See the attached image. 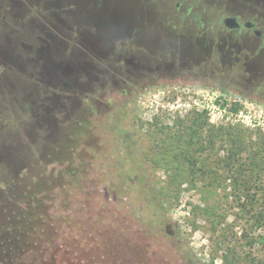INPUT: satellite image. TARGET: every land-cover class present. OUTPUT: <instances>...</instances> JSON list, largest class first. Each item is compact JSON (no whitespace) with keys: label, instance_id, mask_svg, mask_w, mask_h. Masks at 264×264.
Returning <instances> with one entry per match:
<instances>
[{"label":"rangeland","instance_id":"rangeland-1","mask_svg":"<svg viewBox=\"0 0 264 264\" xmlns=\"http://www.w3.org/2000/svg\"><path fill=\"white\" fill-rule=\"evenodd\" d=\"M225 16L264 33V0H0V264H264V40Z\"/></svg>","mask_w":264,"mask_h":264},{"label":"built area","instance_id":"built-area-1","mask_svg":"<svg viewBox=\"0 0 264 264\" xmlns=\"http://www.w3.org/2000/svg\"><path fill=\"white\" fill-rule=\"evenodd\" d=\"M220 98L221 99H217L214 102H210V101L205 102L201 99V97H198L197 93H195V94H190L188 99L185 100L183 103H180V100L178 99L176 102H179L177 108L181 114L192 109H197V110L201 109L207 112L213 120L214 118H218L219 120L220 118L224 117V115L229 110L230 106H234L238 102V101H234L236 103H232L230 99L228 101V99L225 98V100H227L228 102V104H226L223 97ZM231 116H234V118H236V121L234 122L242 121V122H246L247 124H252L253 122L251 115L249 113L244 115L243 112H240V113H234Z\"/></svg>","mask_w":264,"mask_h":264},{"label":"flooded vegetation","instance_id":"flooded-vegetation-1","mask_svg":"<svg viewBox=\"0 0 264 264\" xmlns=\"http://www.w3.org/2000/svg\"><path fill=\"white\" fill-rule=\"evenodd\" d=\"M228 18H233L232 20H228ZM223 24L227 27V29L231 31H235V33L240 34L244 31V29H249L253 33H256L257 36L264 40V33L261 29H258L256 25L252 21H241L238 16H225L222 20ZM232 24V26L229 25ZM264 42V41H263ZM137 90V87H135Z\"/></svg>","mask_w":264,"mask_h":264},{"label":"water","instance_id":"water-1","mask_svg":"<svg viewBox=\"0 0 264 264\" xmlns=\"http://www.w3.org/2000/svg\"><path fill=\"white\" fill-rule=\"evenodd\" d=\"M233 18H228V20H232ZM230 26H232V24L229 23Z\"/></svg>","mask_w":264,"mask_h":264},{"label":"trees","instance_id":"trees-1","mask_svg":"<svg viewBox=\"0 0 264 264\" xmlns=\"http://www.w3.org/2000/svg\"><path fill=\"white\" fill-rule=\"evenodd\" d=\"M9 194H10V192H9ZM12 200V197H9V201H11Z\"/></svg>","mask_w":264,"mask_h":264}]
</instances>
